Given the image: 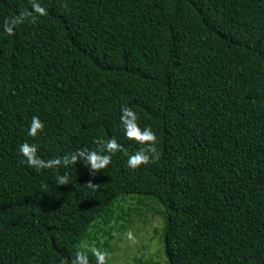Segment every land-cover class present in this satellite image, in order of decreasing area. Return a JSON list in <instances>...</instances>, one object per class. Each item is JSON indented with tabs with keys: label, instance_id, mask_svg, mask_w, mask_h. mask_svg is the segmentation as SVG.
I'll list each match as a JSON object with an SVG mask.
<instances>
[{
	"label": "trees",
	"instance_id": "trees-1",
	"mask_svg": "<svg viewBox=\"0 0 264 264\" xmlns=\"http://www.w3.org/2000/svg\"><path fill=\"white\" fill-rule=\"evenodd\" d=\"M38 2L48 16L9 36L4 19L31 0H0V264H70L129 194L164 206L167 256L129 264H264V0ZM123 105L156 132L157 163L117 153L93 177L22 162L23 142L45 160L97 137L134 153Z\"/></svg>",
	"mask_w": 264,
	"mask_h": 264
},
{
	"label": "clouds",
	"instance_id": "clouds-1",
	"mask_svg": "<svg viewBox=\"0 0 264 264\" xmlns=\"http://www.w3.org/2000/svg\"><path fill=\"white\" fill-rule=\"evenodd\" d=\"M48 16V10L43 7L38 0H31V9H23L20 13L13 17L5 18L3 21V31L9 36L15 35V29L23 23L36 24L39 17ZM140 117L128 105H123L121 108L120 122L124 129L125 137L130 141H135L141 145L134 153H129L127 147L119 143L115 137H97L93 143L96 148L89 149L83 147L71 153H66L63 156L49 158L47 160L38 155L39 146L35 143L23 142L19 146V153L23 156L27 166L37 170L58 169L69 165L83 162L89 167L90 174L95 175L106 169L111 163L112 158L117 153H123L127 156V167L132 170L139 169L143 165L157 163L160 160L161 152L158 150L159 139L151 126L144 128L140 127ZM45 129L44 122L38 117L33 116L31 124L28 128V136L37 137ZM56 182L59 186L68 185L70 177L67 173L56 177ZM86 186L93 191L99 188V184H94L91 180L86 183ZM126 238L132 242H136V237L131 230L125 233ZM91 252L95 257L96 264H108L109 253L106 250L97 248L94 244H82L74 254L70 264H90L88 252Z\"/></svg>",
	"mask_w": 264,
	"mask_h": 264
},
{
	"label": "rangeland",
	"instance_id": "rangeland-1",
	"mask_svg": "<svg viewBox=\"0 0 264 264\" xmlns=\"http://www.w3.org/2000/svg\"><path fill=\"white\" fill-rule=\"evenodd\" d=\"M116 206L114 219L109 225L97 223L82 240L106 250L108 264H129L137 258L146 261H165L163 237L164 206L157 198L143 195H125ZM103 230H102V229ZM131 230L136 242H130L125 233Z\"/></svg>",
	"mask_w": 264,
	"mask_h": 264
}]
</instances>
